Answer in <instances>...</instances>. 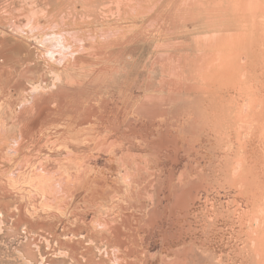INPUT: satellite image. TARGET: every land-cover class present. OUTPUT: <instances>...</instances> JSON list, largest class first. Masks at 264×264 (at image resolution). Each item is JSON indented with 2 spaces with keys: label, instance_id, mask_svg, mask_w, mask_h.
I'll list each match as a JSON object with an SVG mask.
<instances>
[{
  "label": "rangeland",
  "instance_id": "374dc122",
  "mask_svg": "<svg viewBox=\"0 0 264 264\" xmlns=\"http://www.w3.org/2000/svg\"><path fill=\"white\" fill-rule=\"evenodd\" d=\"M0 264H264V0H0Z\"/></svg>",
  "mask_w": 264,
  "mask_h": 264
},
{
  "label": "bare ground",
  "instance_id": "6f19581e",
  "mask_svg": "<svg viewBox=\"0 0 264 264\" xmlns=\"http://www.w3.org/2000/svg\"><path fill=\"white\" fill-rule=\"evenodd\" d=\"M218 3H219V2H218ZM218 3H214V4L216 5V4H218ZM212 5H213V4H212ZM240 6H241V5H240ZM252 7H253V6H252ZM254 9H255V8H254ZM205 10H207V9H205ZM215 10H216V9H215ZM220 65H221V64H220ZM218 67H219V66H218ZM260 223L262 224V222H260ZM260 223H259V224H260ZM260 251H261V250H260ZM260 256H261V255H260ZM262 256H263V255H262Z\"/></svg>",
  "mask_w": 264,
  "mask_h": 264
}]
</instances>
